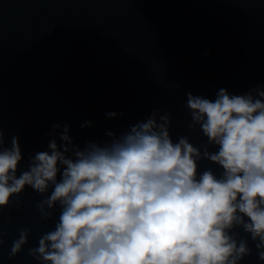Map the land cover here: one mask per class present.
I'll list each match as a JSON object with an SVG mask.
<instances>
[{
  "label": "water",
  "instance_id": "water-1",
  "mask_svg": "<svg viewBox=\"0 0 264 264\" xmlns=\"http://www.w3.org/2000/svg\"><path fill=\"white\" fill-rule=\"evenodd\" d=\"M256 86H264V0H0V128L5 147L19 138L18 174L50 140L63 144L65 124L83 149L153 112L170 114L174 142L187 136L203 152L207 137L188 127L187 94L215 100L221 88L243 95ZM197 163L198 174L223 172L206 158ZM43 198L26 187L19 205L14 196L0 209V264H41L28 250L59 215L57 205L41 219ZM21 229L28 243L10 259ZM231 231L250 249L238 264H264L250 234Z\"/></svg>",
  "mask_w": 264,
  "mask_h": 264
},
{
  "label": "clouds",
  "instance_id": "clouds-1",
  "mask_svg": "<svg viewBox=\"0 0 264 264\" xmlns=\"http://www.w3.org/2000/svg\"><path fill=\"white\" fill-rule=\"evenodd\" d=\"M185 107L189 129L207 137L203 152L187 136L174 142L170 114L157 119L153 112L83 149L65 124L63 144L50 140V151L30 156L18 174L19 138L5 147L0 128V209L14 196L19 205L26 187L44 196L37 203L42 220L59 206L55 227L29 255L41 264H238L250 254L247 240L231 231L240 226L264 261V86L243 95L221 88L215 100L189 92ZM204 158L222 167L220 177L211 169L198 174L197 161ZM28 236L20 230L10 259Z\"/></svg>",
  "mask_w": 264,
  "mask_h": 264
}]
</instances>
